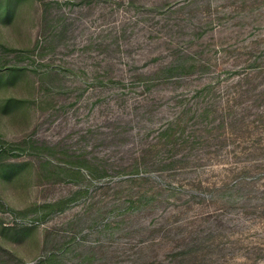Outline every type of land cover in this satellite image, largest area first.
Here are the masks:
<instances>
[{
	"label": "rangeland",
	"instance_id": "1",
	"mask_svg": "<svg viewBox=\"0 0 264 264\" xmlns=\"http://www.w3.org/2000/svg\"><path fill=\"white\" fill-rule=\"evenodd\" d=\"M0 264H264V0H0Z\"/></svg>",
	"mask_w": 264,
	"mask_h": 264
},
{
	"label": "trees",
	"instance_id": "2",
	"mask_svg": "<svg viewBox=\"0 0 264 264\" xmlns=\"http://www.w3.org/2000/svg\"><path fill=\"white\" fill-rule=\"evenodd\" d=\"M178 69V66H175V67H169L167 68V71L166 72H171V71H176ZM204 118L207 117L206 115L203 116ZM167 134V133H166ZM169 136V135H167Z\"/></svg>",
	"mask_w": 264,
	"mask_h": 264
}]
</instances>
